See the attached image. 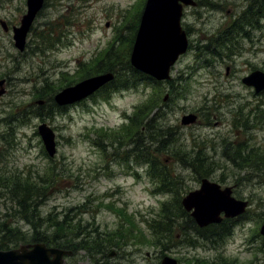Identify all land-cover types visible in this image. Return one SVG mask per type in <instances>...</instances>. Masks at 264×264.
<instances>
[{
    "label": "rangeland",
    "instance_id": "obj_1",
    "mask_svg": "<svg viewBox=\"0 0 264 264\" xmlns=\"http://www.w3.org/2000/svg\"><path fill=\"white\" fill-rule=\"evenodd\" d=\"M196 1L199 6L188 7L183 19L192 50L179 59L170 81L151 84L132 71V49L128 54V46L124 48L145 0H46L24 52L15 47L12 27L20 26L27 0H0V20L10 26V32H5L0 24V81L7 82V93L0 98V172L51 179V167L56 166V182L42 199V218L52 215L59 221L72 220L74 226L80 223L91 237L127 229L122 231L126 237L117 238L118 246L106 257L80 250L66 264H161L165 256L180 264H264V172L232 161L237 148L264 150V92L255 94L242 82L253 71H264V19L248 38V27L236 32L228 46L218 43L216 36L243 17L251 2L260 0ZM256 10L260 8L254 6L252 11ZM210 38L211 49L203 50ZM110 41L117 42L119 71L107 91L104 88L64 110L47 103L52 90L54 96L68 85L95 76L82 69L91 66L98 52L108 50ZM127 80L137 81L125 88ZM151 99L159 103L151 117L159 122L154 120L151 128L137 133L139 140L132 141H143L147 147L155 141L149 157L153 162L157 142L171 136L175 142L159 165L163 162L169 175L174 174L181 201L200 188L201 172L223 188L232 187L236 199L248 201L246 214L200 234L187 227L189 217L183 216L178 224L186 231H176V240L165 241V247L146 243L152 233L149 226L164 204L174 207L175 199L156 192L159 186L152 181L149 164L127 153L135 142L127 139L122 149H115L116 144L103 155L96 141L110 145L112 141L98 129H125L126 114L132 117L137 107ZM41 100L46 103L39 105ZM190 114H196L198 122L182 125V118ZM42 123L56 132L54 159L47 157L38 133ZM197 155L204 157L203 163H195ZM11 208L9 197L0 195V220L12 215ZM19 226L31 233L24 222ZM131 227L137 230L129 238ZM137 239L140 245L134 244ZM27 243H32L30 238ZM112 251L117 254L109 257Z\"/></svg>",
    "mask_w": 264,
    "mask_h": 264
},
{
    "label": "trees",
    "instance_id": "obj_2",
    "mask_svg": "<svg viewBox=\"0 0 264 264\" xmlns=\"http://www.w3.org/2000/svg\"><path fill=\"white\" fill-rule=\"evenodd\" d=\"M263 4L264 2L262 0L256 1L253 4L251 3L248 10L244 13L243 17H240L235 22L229 24L225 29L219 31L218 35L224 37L227 28H230L234 35V33H239L246 27H255L262 17L260 16V14L263 10ZM254 6H258L260 10H256L255 12H253L252 8ZM137 26L138 25L136 24V29ZM136 29H132V38H130L126 42L124 41V48L128 46V54H130L133 46V41L135 40ZM116 41H118V38H116ZM116 41L111 43L108 50L104 51L99 57L96 58L95 61L92 62L91 67L87 68L88 71L94 72L92 75H97L98 73L106 71H114L116 73L117 71H119L117 65L119 58L115 56V54H119V52H117L114 48L115 44H117ZM220 44L225 46L229 45L230 43L226 40H221ZM128 67L132 68V66L129 64ZM132 69V71L135 72L136 75H138L137 77L142 76L143 79L150 81L151 84L152 82L158 83L147 77L146 75L137 72L134 68ZM82 72H85V70H83ZM68 80H70V78H68ZM136 81L137 80H127L126 85H124L125 88H128L129 86L135 84ZM107 90L108 88H106V91ZM53 92L54 90H52L48 95V102H52L51 106H55L57 109L62 110L53 103ZM40 96L44 97L43 95ZM158 106L159 103L151 99L144 103L142 106L137 107L134 111V115H132V117H130L129 119L130 123L125 126V129H111L108 131H106L107 129H99L98 132L101 133V135H106L107 139H110V141L112 142L110 143V145H104L102 144V142L104 141H101V144L98 145V147L103 153L108 150V147L116 144L118 146L114 147L115 149H122L124 146H126L125 142L127 141V139L128 141L131 140V142L133 143L135 142L134 147L131 150H127V153H131L133 155L137 154L139 159L144 164H149V174L152 178V181L159 186L156 192L160 194L173 195L176 204H174V207L167 204L163 205L160 215L157 219L154 220V224L152 223L149 226L152 233L148 234L149 238H147L146 241V243L153 244L156 247H165V241L176 240V238H178L176 231H186L184 228H182V225L178 224L179 219L183 218V216L189 217L186 222L187 227L195 230L198 234L203 233L206 229L202 230L198 228L189 214H187L183 210L181 205V195H179L176 191V185L173 182V180L176 179L174 174L172 173L169 175L163 162L161 165H159L163 154L167 152V147L170 146L171 142H175L172 141L171 136L166 135V137L168 138L167 140L157 142L158 147L155 151L157 155L153 162L150 161L149 157L152 155V147L156 145L155 141H151L150 147L145 146L143 144V141H132V138L134 140H139V134L137 133H141L142 131L151 128L154 120L156 122H159L158 118H151ZM128 134H131L133 136L130 137ZM163 135L164 133H162V135L160 134V136ZM122 139H125V141H122ZM104 158L105 161H108L105 156ZM193 159H195V163H203L204 161V157L200 155H197ZM232 161L234 163H237L242 168L251 167L264 172V150L262 149H252L246 151L245 147L244 149L237 148L235 159H232ZM57 169L58 168L56 166L51 167L50 174H52L53 177L51 179L49 178V176H47L46 179H37L30 176L26 177L21 175H11L9 173L0 172V195H7L12 205V215H8L7 219L5 220H0V249L17 247L22 243L29 242L30 238L31 242H42L46 243L49 246L73 250L75 253L80 250H87L92 254L106 257L107 253L111 249L118 246V242L116 241V239L118 238L119 240H122L124 237H126V235L122 233L123 229L126 228L122 227L114 234H98L96 232L99 231L96 228L94 229L96 237H91V233H89L86 228L81 230L82 225L80 223H78L77 226H74L72 220L65 219L63 221H59L52 215H49L46 218L41 217L40 210L43 204L42 199L46 196V191L52 189V187L54 186L56 178L58 176ZM199 173L200 177H207V175H203V173L201 172ZM111 207H113V205H111ZM122 211L125 212L124 209H121V213ZM20 222H24L29 226L31 232L30 234L26 233L19 226ZM127 222L131 225L134 224V220L130 218L127 219ZM135 230L137 229L133 227L128 229V231L130 232L129 238L134 236ZM82 235L85 236L82 237ZM137 240L138 242H135L134 244L140 245L142 241L140 239ZM123 244L124 243L121 244V247ZM198 264L217 263L204 261Z\"/></svg>",
    "mask_w": 264,
    "mask_h": 264
},
{
    "label": "water",
    "instance_id": "obj_3",
    "mask_svg": "<svg viewBox=\"0 0 264 264\" xmlns=\"http://www.w3.org/2000/svg\"><path fill=\"white\" fill-rule=\"evenodd\" d=\"M183 4L194 5L192 0H147L140 28L134 45L131 63L137 70L151 75L159 81L171 79V68L189 47L186 33L182 29ZM45 0H27L28 12L21 26L14 27L15 46L25 51L27 36L39 12L44 8ZM1 24L6 32L9 27L5 21ZM114 79V74L106 73L86 79L75 86L68 87L55 96L57 105L63 107L81 102L94 95ZM247 86L254 87L256 93L264 91V72L258 70L243 79ZM6 81H0V97L6 93ZM39 104H43L42 101ZM197 116L186 115L182 119L185 126L196 123ZM39 133L45 148L54 157L57 153L56 134L46 123L39 127ZM232 188L222 187L209 179H203L200 189L189 193L182 201L186 211L201 227L219 224L226 218H235L243 214L248 202L239 201L233 196ZM264 236V224L261 229ZM72 251L50 248L47 245L33 244L19 249L0 251V264H65V258ZM114 253H112V256ZM162 264H179L171 257H165Z\"/></svg>",
    "mask_w": 264,
    "mask_h": 264
}]
</instances>
